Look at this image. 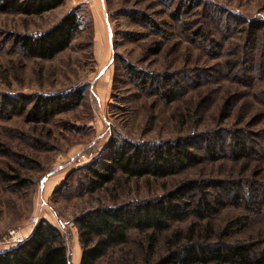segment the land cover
Here are the masks:
<instances>
[{
  "label": "rangeland",
  "instance_id": "obj_1",
  "mask_svg": "<svg viewBox=\"0 0 264 264\" xmlns=\"http://www.w3.org/2000/svg\"><path fill=\"white\" fill-rule=\"evenodd\" d=\"M73 10L80 31L53 59L26 58L15 46L17 35L45 32ZM252 21L264 22V0H65L41 16L0 14V102L83 90L78 107L48 123L0 114V252L26 239L44 219L65 236L68 264H79L73 219L84 211L160 197L187 181L264 187L263 152L260 160L204 162L166 178L117 175L93 194L77 188L82 167L112 140L152 143L220 130L251 136L264 131V55L259 34L246 31ZM130 69L140 76L185 78L184 94L166 103L151 88L136 87ZM193 73L203 80L189 81ZM246 216L227 207L209 220L207 236L231 245L264 236V219L254 217L226 233L231 221ZM193 223L173 224L148 255L147 237L132 232L97 264H154L200 236L196 227L186 237Z\"/></svg>",
  "mask_w": 264,
  "mask_h": 264
},
{
  "label": "trees",
  "instance_id": "obj_2",
  "mask_svg": "<svg viewBox=\"0 0 264 264\" xmlns=\"http://www.w3.org/2000/svg\"><path fill=\"white\" fill-rule=\"evenodd\" d=\"M64 1L0 0V14L41 16ZM81 26L73 10L45 32L17 35L14 44L26 58L50 60L70 46ZM246 31L250 36L259 34L264 55V22H248ZM199 35L201 40L207 39L205 34ZM129 75L136 87L151 88L150 93L166 103L184 94L185 78L140 76L132 69ZM196 79L199 83L203 80L193 73L189 81L197 83ZM238 81L246 83L242 78ZM82 100V89L56 95L3 97L0 114L23 117L33 124L48 123L57 115L78 107ZM227 115L224 112L221 119H226ZM251 134L245 130H220L152 143L112 140L95 160L82 167L83 180L77 183V188L81 193L93 194L113 182L117 175L127 179L166 178L204 162L260 160L264 152V131L256 136ZM261 187L260 184L243 186L238 182L216 180L187 181L160 197L84 211L73 219L81 248L79 264H97L112 248L126 244L132 232L147 237L148 255L159 235L168 232L173 224L189 219L194 223L189 226L186 237L192 235L196 227L200 228V236L189 238L154 264H264V236L236 245L210 241L207 236L212 228L209 220L227 207L241 208L247 216L231 221L226 233L245 227L251 217L264 219V187ZM176 235L173 236L178 237ZM148 260L144 264H150ZM0 264H68L65 236L58 227L42 219L26 239L0 252Z\"/></svg>",
  "mask_w": 264,
  "mask_h": 264
},
{
  "label": "built area",
  "instance_id": "obj_3",
  "mask_svg": "<svg viewBox=\"0 0 264 264\" xmlns=\"http://www.w3.org/2000/svg\"><path fill=\"white\" fill-rule=\"evenodd\" d=\"M35 222V220H32V223H34Z\"/></svg>",
  "mask_w": 264,
  "mask_h": 264
}]
</instances>
